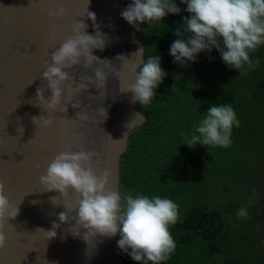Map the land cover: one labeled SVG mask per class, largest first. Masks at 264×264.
I'll list each match as a JSON object with an SVG mask.
<instances>
[{"label": "water", "instance_id": "1", "mask_svg": "<svg viewBox=\"0 0 264 264\" xmlns=\"http://www.w3.org/2000/svg\"><path fill=\"white\" fill-rule=\"evenodd\" d=\"M127 6L124 0H0V182L19 209L16 218L4 221L7 240L0 264H126L118 235L90 237L87 243L69 232L82 231L73 219L78 194L69 190L62 197L46 191L40 177L61 152H94L89 166L97 175L107 172V187L121 193L123 154L131 133L147 120L132 94L122 92L117 76L119 56L128 55L130 72L133 64L145 62L137 28L121 17ZM87 8L96 15L105 47L93 49L99 59L87 68L82 58L65 69L73 78L63 84L61 101L52 112L36 97L38 87L45 89V100L52 95L40 77L51 53L73 34L76 21L87 25L86 34H96ZM49 115L52 124L33 123V117ZM52 197L63 204L53 205ZM64 211L67 224L58 219ZM53 222L60 227L49 238L45 231Z\"/></svg>", "mask_w": 264, "mask_h": 264}, {"label": "trees", "instance_id": "2", "mask_svg": "<svg viewBox=\"0 0 264 264\" xmlns=\"http://www.w3.org/2000/svg\"><path fill=\"white\" fill-rule=\"evenodd\" d=\"M174 2L179 14L137 31L145 61L160 56L167 76L148 105L136 103L147 120L131 133L123 154L121 194L160 196L178 205V220L169 226L176 248L160 264H264V43L250 51L251 69L230 68L215 48L182 67L169 50L176 39L188 38L174 30L190 14L181 0ZM225 103L239 120L230 146H188L207 109ZM249 201L247 217L238 219L237 209ZM123 256L126 264H138Z\"/></svg>", "mask_w": 264, "mask_h": 264}, {"label": "clouds", "instance_id": "3", "mask_svg": "<svg viewBox=\"0 0 264 264\" xmlns=\"http://www.w3.org/2000/svg\"><path fill=\"white\" fill-rule=\"evenodd\" d=\"M187 5L185 11L190 14L183 18V24L174 30L176 36L188 33L187 39H176L170 46V55L174 63L182 67L186 62L196 61L197 54L215 48L222 61L230 68L241 70L244 65L253 67L250 51L264 43V0H181ZM181 9L174 0H132L121 12V17L128 24L139 30L138 24L160 22L168 14H179ZM87 17L92 20L96 29L95 35L86 34L87 25L77 22L73 25V34L51 53V62H46L45 70L40 77L47 82L51 97L45 100L43 87H38L36 97L46 102L47 109L55 111L61 101L63 84L72 79L65 71L84 60V67L92 64L98 57L92 55L93 49H103L106 39L99 31L96 15L88 11ZM183 28V32L181 31ZM81 29H83L81 31ZM141 50V49H140ZM138 50L137 52H139ZM136 52V53H137ZM27 55V52L24 53ZM124 56H119L123 58ZM139 70L137 71V68ZM131 71L134 81L128 83L122 92L132 94V102L148 105L155 97L154 91L163 83L167 73L161 67V57L150 56L142 65L133 64ZM242 74V73H240ZM97 77L100 72H95ZM180 79V75L175 77ZM91 79V77H85ZM174 87V86H173ZM43 120L45 125L52 124V118L33 117V123ZM239 127V120L231 104L213 105L195 126L191 138L186 144L195 147L197 144L207 147L227 148L231 144L233 126ZM129 127V124L127 125ZM125 135V134H124ZM94 152L77 151L61 152L49 163L46 174L40 177V183L46 191H58L63 197L69 190L78 194V202L73 217L75 224L82 231L71 232L88 243L90 237H116L118 248L127 253L138 264H160L170 259L176 244L169 231V226L178 220V205L171 199L143 194H121L107 187L108 173L97 175L89 162ZM5 193V185L0 182V249L6 246L7 237L3 231L5 219H14L19 209L10 203ZM123 201V203H122ZM55 206L62 199L52 197ZM244 205L237 209V218L247 217ZM63 204V203H62ZM58 219L67 224V213L60 212ZM60 224L53 222L52 229L45 231L49 238L57 235Z\"/></svg>", "mask_w": 264, "mask_h": 264}, {"label": "bare ground", "instance_id": "4", "mask_svg": "<svg viewBox=\"0 0 264 264\" xmlns=\"http://www.w3.org/2000/svg\"><path fill=\"white\" fill-rule=\"evenodd\" d=\"M126 49H127V51H129L128 48H126ZM107 54H108V51L105 52V54L103 56L106 57ZM122 56H124V57L120 58L118 60L117 76H118L120 85L125 87L128 83L133 82L134 76H133L132 72H130L128 55L123 54ZM108 155H111V154L109 153Z\"/></svg>", "mask_w": 264, "mask_h": 264}]
</instances>
